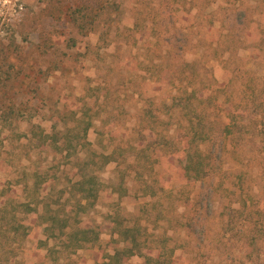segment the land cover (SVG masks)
<instances>
[{
    "label": "rangeland",
    "instance_id": "rangeland-1",
    "mask_svg": "<svg viewBox=\"0 0 264 264\" xmlns=\"http://www.w3.org/2000/svg\"><path fill=\"white\" fill-rule=\"evenodd\" d=\"M126 229L151 264H264V0H0V264H118Z\"/></svg>",
    "mask_w": 264,
    "mask_h": 264
},
{
    "label": "trees",
    "instance_id": "trees-1",
    "mask_svg": "<svg viewBox=\"0 0 264 264\" xmlns=\"http://www.w3.org/2000/svg\"><path fill=\"white\" fill-rule=\"evenodd\" d=\"M90 128H91V122H87L83 126L81 138L86 140V137L88 136V132ZM71 133L72 132L70 131V135ZM72 143L73 142L71 140V137L70 138L67 137L66 140L63 142L66 149H68V147H70ZM104 159H105V163H109L113 161V158L111 156L109 157L105 156ZM188 163H189L188 166H185L186 174L190 175L193 172L195 173L196 177L201 178L200 173L202 169H199L200 164L196 163L195 165L194 164L195 162H193L192 159H191V162H189L188 160ZM92 179L95 182H93V180H90V182H80L79 184L83 187L88 184H92V183H94V185H97L95 184L96 183L95 178H92ZM84 191L88 193V196H86L88 198L89 196L94 197L99 190L98 188L93 186L90 189L88 188V190L86 188V190ZM69 227H72V224L67 219H62L59 215H54L53 217H50V220L48 222L47 227L44 229V232L48 235V239L53 238L55 240L64 242L65 247L68 249L69 248L73 249L72 250L73 252L97 240V236H95V238H92L93 232L91 229H82V228H73V227L69 229ZM136 231L137 230H134V229H126L124 232H122L123 241L130 245L126 247L125 249H123L122 251L116 252L113 256H110V258L112 260H115L116 263L119 264L123 260H128L131 257H135V256L145 257L147 264L153 263L152 258H150L147 255L144 256L142 252L139 250L141 246V242L135 233Z\"/></svg>",
    "mask_w": 264,
    "mask_h": 264
},
{
    "label": "built area",
    "instance_id": "built-area-1",
    "mask_svg": "<svg viewBox=\"0 0 264 264\" xmlns=\"http://www.w3.org/2000/svg\"><path fill=\"white\" fill-rule=\"evenodd\" d=\"M20 9H23V7L21 6Z\"/></svg>",
    "mask_w": 264,
    "mask_h": 264
}]
</instances>
